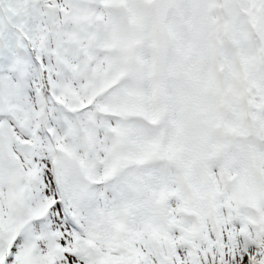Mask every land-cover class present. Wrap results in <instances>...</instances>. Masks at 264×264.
Listing matches in <instances>:
<instances>
[{
  "label": "snow or ice",
  "instance_id": "snow-or-ice-1",
  "mask_svg": "<svg viewBox=\"0 0 264 264\" xmlns=\"http://www.w3.org/2000/svg\"><path fill=\"white\" fill-rule=\"evenodd\" d=\"M0 264H264V0H0Z\"/></svg>",
  "mask_w": 264,
  "mask_h": 264
}]
</instances>
